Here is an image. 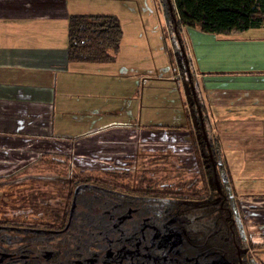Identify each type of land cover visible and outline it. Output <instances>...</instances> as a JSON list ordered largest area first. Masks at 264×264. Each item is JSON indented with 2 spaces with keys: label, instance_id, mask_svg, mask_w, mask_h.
<instances>
[{
  "label": "trees",
  "instance_id": "16d2710c",
  "mask_svg": "<svg viewBox=\"0 0 264 264\" xmlns=\"http://www.w3.org/2000/svg\"><path fill=\"white\" fill-rule=\"evenodd\" d=\"M166 1L182 47L185 25L198 24L217 34L264 26V0ZM121 36V23L112 11L71 12L67 58L114 60ZM198 119L192 137L197 159L193 170L179 167L178 158L162 153L150 159H166L169 166L132 172L128 157L108 159L89 171L71 166L68 153L43 151L37 159L45 162L36 164L40 172L24 167L18 177L0 176V264H68L96 253H106L114 264H128L129 257L137 264H169L174 250L162 246L159 238H167L185 218L210 223L199 224L205 229L202 237L207 236L210 249L221 248V224L237 221L238 196L228 180L220 144L207 136L204 117ZM233 228L237 232L235 224ZM158 253L161 259L155 258ZM248 264L260 263L249 256Z\"/></svg>",
  "mask_w": 264,
  "mask_h": 264
},
{
  "label": "crops",
  "instance_id": "0c3cea01",
  "mask_svg": "<svg viewBox=\"0 0 264 264\" xmlns=\"http://www.w3.org/2000/svg\"><path fill=\"white\" fill-rule=\"evenodd\" d=\"M91 10L73 0H0V149L68 153L84 169L131 156L128 64L67 58V16ZM185 28L189 74L201 82L194 99L215 117L210 135L232 182L248 184L240 198L264 213V26Z\"/></svg>",
  "mask_w": 264,
  "mask_h": 264
},
{
  "label": "rangeland",
  "instance_id": "374dc122",
  "mask_svg": "<svg viewBox=\"0 0 264 264\" xmlns=\"http://www.w3.org/2000/svg\"><path fill=\"white\" fill-rule=\"evenodd\" d=\"M73 1L82 3L85 9H92L91 12L111 10L121 23L122 36L116 62L128 64V87L125 84L122 86L128 91V101H124L128 102V154L131 155L128 157H134L133 161H128L134 168L131 171L137 172L135 170L143 167L158 165L169 166L166 159H150V156L162 153L178 158L176 163L179 167L196 169V153L192 146L194 126L199 121L198 117L203 116L206 134L210 138L215 117L207 114L208 111L204 110L199 99H194V93L201 88V82L199 78L193 77L192 80L190 77L187 54L171 26L166 10L167 1ZM181 31V38L185 39V26ZM37 154L32 149H0V157L5 159L0 161V176L18 177L24 167L40 172L37 165L41 166L45 161L38 160ZM69 162L71 166H76L70 160ZM90 167L93 166L86 167V170H92ZM246 181H250L249 184L256 189L260 184L257 179ZM245 184L248 185L243 181L233 183L238 196L245 193L240 189ZM246 193L252 194L253 191ZM261 199L264 200V195ZM244 200L251 201L249 204H256L257 197L244 196ZM252 210L253 208H249L245 214L246 228L253 238L264 241V224H254L259 218H264V213H254ZM260 257L264 260V250ZM74 264L96 263L93 258H89L86 262L75 259Z\"/></svg>",
  "mask_w": 264,
  "mask_h": 264
},
{
  "label": "flooded vegetation",
  "instance_id": "af4514ba",
  "mask_svg": "<svg viewBox=\"0 0 264 264\" xmlns=\"http://www.w3.org/2000/svg\"><path fill=\"white\" fill-rule=\"evenodd\" d=\"M222 177L225 179L226 176L223 175ZM229 178L231 177L229 176ZM228 180L231 182V179ZM237 201L236 210L239 212L237 221H224L223 225L221 224L223 233L222 246L216 251L206 246L207 236L202 237V233L205 229L199 224H210L204 221H190L185 218L170 231L167 238H159V243L162 246L168 244L174 250L172 254L173 259H171L169 264H248L249 256L252 257L254 261L264 264V260L260 257L261 251L264 250V241L255 239L250 235L251 233L247 230L244 220L249 206H246L243 199L239 196ZM160 205H164V203ZM222 206L224 207V204H222ZM228 211H230V209H228ZM233 223L237 226V232L234 231ZM211 231L212 230L207 231V234ZM248 236L255 242L254 245H251ZM219 249L221 250L219 251ZM131 250L133 251L134 249L132 248ZM161 257L162 254L160 253L155 256L156 259H161ZM89 258H93L96 264H114L109 261L110 259L106 258V253H96L85 258L75 257L68 261V264H74L75 259L86 262ZM128 264L137 263L134 261L133 257H129ZM141 264L144 263L142 262ZM161 264H165V262L162 261Z\"/></svg>",
  "mask_w": 264,
  "mask_h": 264
}]
</instances>
